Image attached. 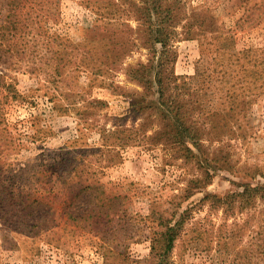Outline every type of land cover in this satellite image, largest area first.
<instances>
[{
  "label": "rangeland",
  "instance_id": "1",
  "mask_svg": "<svg viewBox=\"0 0 264 264\" xmlns=\"http://www.w3.org/2000/svg\"><path fill=\"white\" fill-rule=\"evenodd\" d=\"M19 1L0 0V23L10 22V7ZM25 1L20 13L28 32L17 40L24 51L0 46V75L19 94L2 103L0 264L144 263L150 255L151 208L172 211L187 187L194 194L177 210L192 207V218L174 249L178 264H234L249 252L255 254L253 264H259L264 206L257 203L229 216L202 201L207 194L242 191L243 183H264V94H258V76L247 77L240 90L251 94L239 121H208L202 100L210 102L213 93L193 96L199 103L191 111L197 121L188 123L199 146L190 144L196 156L186 159L168 143L169 122L131 105L143 88L127 70L146 61L145 49L132 51L117 68L97 77L98 72L93 80L85 36L104 19L86 0ZM186 2L206 6L235 33L237 49L252 60L250 67L263 59L264 0ZM174 48L175 73L189 80L196 73L201 41L179 39ZM206 173L210 183L199 188L195 180ZM86 184L104 202L106 197L116 201L115 209L105 207L109 216L85 213L84 220L74 219L77 214L68 207L71 189ZM88 200L73 205L84 210Z\"/></svg>",
  "mask_w": 264,
  "mask_h": 264
},
{
  "label": "trees",
  "instance_id": "2",
  "mask_svg": "<svg viewBox=\"0 0 264 264\" xmlns=\"http://www.w3.org/2000/svg\"><path fill=\"white\" fill-rule=\"evenodd\" d=\"M23 2L26 1L20 0L17 6L10 7L13 15L9 23H0V46L5 45L7 52L24 51L17 45L18 38L22 35L25 37L28 32L25 31L28 29L26 21L23 23L20 13L25 6ZM86 6L104 19L103 23L88 28L85 36L90 59H93L87 63V69L94 76L93 80L98 72L97 77L101 72L117 68L132 51L145 49L146 61L130 66L127 70L129 78L143 88L141 94L133 97L131 105L133 109L149 110L160 121L169 122L167 128L170 130H165L170 134L168 143L186 159L196 156L190 144L196 148L199 146L193 125L188 123L197 121L191 111L199 103L193 101V96L201 92L202 95L213 93L210 102L202 100L204 117L208 121H239L238 115L245 110V99L251 94L240 91L245 87L247 77L256 74L261 81L258 88L262 89L258 94H264V57L261 61H255L258 65L250 67L252 60L246 50L242 55L243 50L237 49L235 33L219 23L206 6L187 5L186 0H86ZM132 22H135L134 27ZM179 39L201 41V56L197 61L196 73L189 80L176 75L174 70L177 59L174 46ZM98 53H101L100 57L93 58ZM181 78L184 81L180 82ZM198 82L201 84L199 90L195 88ZM7 91L9 93L3 95ZM10 94L12 100L19 97L14 84L6 80V75H0V96L6 98L5 101L0 98V125L5 121L2 103L8 102ZM260 175L264 177V172ZM210 179L211 175L206 173L197 177L195 182L202 188L210 183ZM242 186V191H233L224 196L207 194L202 201L209 204L211 209L222 208L229 216L250 210L257 203L264 206V183H243ZM89 189L94 190L89 184L71 189L73 203L68 207L72 208V215L77 214L74 216L76 221L84 220L85 213H89V217L109 216L105 207L115 209L116 201L106 197V203ZM192 190V187H187L182 194L177 195L180 202L173 203L172 211L160 210L158 206L151 208L148 215L151 221L148 237L151 243L150 255L144 263L133 260L130 264H178L174 249L192 218V207L182 211H178L177 207L181 201L194 194ZM84 197L90 199L86 209H78L73 205ZM84 202L82 200L81 205ZM26 208L21 207L22 211ZM261 213L263 218L261 230L258 231L257 251L259 264H264V207ZM245 254H240V261L234 264H253L252 256L255 254Z\"/></svg>",
  "mask_w": 264,
  "mask_h": 264
}]
</instances>
